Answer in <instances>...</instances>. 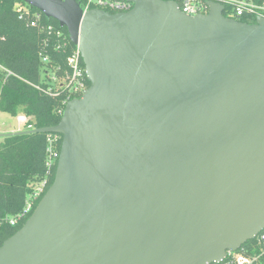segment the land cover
<instances>
[{
    "label": "water",
    "instance_id": "obj_1",
    "mask_svg": "<svg viewBox=\"0 0 264 264\" xmlns=\"http://www.w3.org/2000/svg\"><path fill=\"white\" fill-rule=\"evenodd\" d=\"M23 1L67 29L90 84L25 131L61 146L0 264H209L264 228V17Z\"/></svg>",
    "mask_w": 264,
    "mask_h": 264
},
{
    "label": "trees",
    "instance_id": "obj_2",
    "mask_svg": "<svg viewBox=\"0 0 264 264\" xmlns=\"http://www.w3.org/2000/svg\"><path fill=\"white\" fill-rule=\"evenodd\" d=\"M76 1L83 6V0ZM15 4L20 9L14 8ZM38 12V23L31 26L30 21ZM48 25L51 31L47 30ZM75 48L67 29L55 19L47 18L23 0H0V111L29 118L22 130L9 131L12 133L0 138V246L22 226L53 181L57 161L47 175V133L25 131L31 130L27 124L40 128L59 122L67 103L66 89L51 77L64 75L68 69L66 57ZM43 57L48 61H43ZM79 61L83 68L81 57ZM89 84L86 79L87 88ZM61 140L62 136L57 142L58 151ZM45 178L43 193L34 200L32 209L11 225L8 219L21 212L29 195ZM252 242L246 241L239 249H248Z\"/></svg>",
    "mask_w": 264,
    "mask_h": 264
},
{
    "label": "built area",
    "instance_id": "obj_3",
    "mask_svg": "<svg viewBox=\"0 0 264 264\" xmlns=\"http://www.w3.org/2000/svg\"><path fill=\"white\" fill-rule=\"evenodd\" d=\"M178 8L187 15L194 16L199 13H207L209 10L208 2H216L223 6V14L233 19L246 18L247 20H255L256 17H264V0H174ZM133 3L126 0H83V10L99 8L110 13L127 11L132 8ZM14 8L20 9L18 4ZM40 13H36L30 21L31 26H36ZM47 30L51 31V26H47ZM60 35V32H57ZM80 53L77 47L66 57L68 69L61 78L51 77L53 82H59L66 89V102L73 98L81 96L87 88L86 75L84 67L80 66ZM43 61H48L47 57H43ZM49 89V88H48ZM50 90V89H49ZM28 117L23 114L16 116V121L25 124ZM27 129H33L30 124L26 125ZM22 130V129H21ZM20 131V129H16ZM61 135L59 133H47L46 147V174L50 173L53 164L57 161L59 151L57 150V142ZM47 178V176H46ZM40 182L39 185L27 198L25 205L20 213L8 219L11 225H14L20 218L25 216L31 209L35 199H37L44 190L47 179ZM250 247L243 250H228L223 259L219 262L209 264H264V228L260 230L253 239Z\"/></svg>",
    "mask_w": 264,
    "mask_h": 264
},
{
    "label": "rangeland",
    "instance_id": "obj_4",
    "mask_svg": "<svg viewBox=\"0 0 264 264\" xmlns=\"http://www.w3.org/2000/svg\"><path fill=\"white\" fill-rule=\"evenodd\" d=\"M24 124L18 123L16 117L0 111V133H5L7 130L23 129Z\"/></svg>",
    "mask_w": 264,
    "mask_h": 264
},
{
    "label": "crops",
    "instance_id": "obj_5",
    "mask_svg": "<svg viewBox=\"0 0 264 264\" xmlns=\"http://www.w3.org/2000/svg\"><path fill=\"white\" fill-rule=\"evenodd\" d=\"M10 131H16V129H12V130H10ZM5 132H9V130H7V131H5Z\"/></svg>",
    "mask_w": 264,
    "mask_h": 264
}]
</instances>
